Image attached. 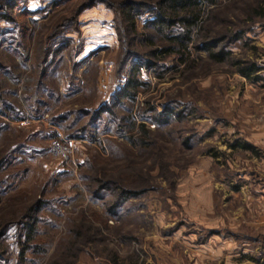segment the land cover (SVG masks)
<instances>
[{"label": "rangeland", "instance_id": "1", "mask_svg": "<svg viewBox=\"0 0 264 264\" xmlns=\"http://www.w3.org/2000/svg\"><path fill=\"white\" fill-rule=\"evenodd\" d=\"M57 1L20 4L28 11L26 49L15 57L0 50V89L24 117L0 113V158L7 157L0 222L27 202L48 206L34 241L42 250L25 254V264H264L263 85L240 77L231 61L210 62L191 49L185 66L170 55L157 62L165 70L141 67L133 100L112 107L129 67L116 74L117 32L103 5L79 15L77 31L65 35L70 53L61 52L37 84L39 43L47 47L53 27L81 2ZM228 1H218L219 20L208 23L218 33L248 27L250 34L228 50L264 67V50L250 39L264 19L241 24L247 4L257 0H244L239 9ZM147 20L136 22L133 51L141 56L151 48L141 40ZM12 28L0 22V34ZM170 104L174 114L182 112L179 120L173 115L162 128L150 122L152 111L161 114ZM102 107L106 125L80 136L82 111ZM235 143L252 151L231 149ZM93 179L104 192L94 195ZM110 188L133 193L115 216L107 211L115 201ZM76 231L82 236L66 257Z\"/></svg>", "mask_w": 264, "mask_h": 264}, {"label": "trees", "instance_id": "2", "mask_svg": "<svg viewBox=\"0 0 264 264\" xmlns=\"http://www.w3.org/2000/svg\"><path fill=\"white\" fill-rule=\"evenodd\" d=\"M73 1L58 0L56 5H64ZM218 1L81 0L70 19L64 18L53 27L47 40L48 46L46 47L44 44L39 43L35 63L39 78L37 84H41L47 79L50 72L49 69L61 52L70 53L71 42L65 38V35L69 32L77 31L79 15L98 5H103L113 14L120 50L116 74H121L129 67L125 88L115 97L112 107L116 106L120 99L133 100L139 85L136 77L138 72H141V67L145 69L157 67V69L165 70L162 66L158 67L159 64L157 62L165 60L170 55H177L179 62L185 66L189 62L191 49L195 52L205 53L210 62L222 63L231 61V67L235 69L236 74L250 83L263 81L261 74L264 71V67L258 66L256 62L251 60L234 59L231 51L228 50L233 43L243 40L242 37L250 32L249 28L245 27L233 31V25H230L224 31L218 33L208 23L210 21L217 23L219 20L220 15L218 12H220V9L217 6ZM24 2L25 0H0V22L5 25L9 23L13 25L11 30H2L0 34V50H6L9 56L13 57L20 56V52L26 49L29 28L25 23L24 16H26L28 11L25 9H21V11L19 8L20 4ZM228 2H231L234 9H239L240 4L244 5V0H229ZM247 5L246 10L243 11L246 19L241 24L249 25L255 19H264V0L252 1ZM15 14L18 18H23L21 23L16 22L17 16ZM142 16H147L148 20L143 23V29L146 30L147 35L141 40L146 47H151L150 50L146 51L145 56L137 55L133 51V40L136 38V22ZM251 51L254 52L255 48H252ZM2 70L3 67L0 65L1 73ZM44 89H48V86ZM6 92L0 89V113L3 117L11 120H22L24 117L17 111V108L7 101ZM104 108L102 107L93 113L82 111L83 116L86 117L84 118V125L78 131L80 136L87 135V138H90L92 135L89 131L91 127L100 122L102 126L106 125V120L104 121L101 116ZM163 110L161 114H156L151 110L152 117L150 116V122L156 123L158 128H162L165 123L169 122L173 115H175L177 120L182 115V112L178 111L174 114L176 110L172 104L165 106ZM111 122V118L108 116L107 123ZM140 130L143 131V126L140 127ZM237 147L243 150H251L250 147L237 143L230 146L231 149ZM6 158V156L0 158V172L7 164ZM4 186V181L0 180V198L4 196ZM93 186H97L94 188V195L105 191L104 185L100 181L93 179ZM115 189L110 190L111 193L115 194V201L108 203L107 206V211L112 216H115L121 203L130 194H133L127 191L114 193ZM46 204L43 200L27 202L21 212L19 209L14 210L9 212V216L3 218L4 220L0 222V264H25V254L37 255L40 253L42 249L39 245H35L34 241L38 234L37 225L41 220L39 213L48 207H46ZM81 236L82 233L76 231L73 236V242L67 250L68 254L65 255L66 257H72V251L76 249L77 240ZM64 264L71 263L67 261Z\"/></svg>", "mask_w": 264, "mask_h": 264}, {"label": "crops", "instance_id": "3", "mask_svg": "<svg viewBox=\"0 0 264 264\" xmlns=\"http://www.w3.org/2000/svg\"><path fill=\"white\" fill-rule=\"evenodd\" d=\"M250 33H248L247 34V36L249 35ZM253 34H251V36H252ZM250 38V37H249ZM251 39V41H252V44H254V46L256 47V48H258V47H260L261 49H263L264 50V27L263 28H260V29H258V30H256L255 31V35H254V38L252 37V38H250ZM255 43H256V45H255ZM254 47V48H255ZM255 48V49H256ZM264 81V80H263ZM263 81H260V83L258 82V83H254L253 85H258V84H260V85H263V87H264V83L262 84V82ZM250 83V82H249ZM249 147V146H248ZM251 149H252V146L250 147Z\"/></svg>", "mask_w": 264, "mask_h": 264}]
</instances>
